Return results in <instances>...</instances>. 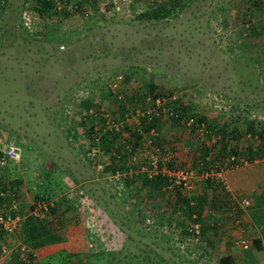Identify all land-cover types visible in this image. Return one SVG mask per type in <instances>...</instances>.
I'll list each match as a JSON object with an SVG mask.
<instances>
[{
	"label": "rangeland",
	"instance_id": "374dc122",
	"mask_svg": "<svg viewBox=\"0 0 264 264\" xmlns=\"http://www.w3.org/2000/svg\"><path fill=\"white\" fill-rule=\"evenodd\" d=\"M160 1L93 0L58 21L39 17L33 0H0V142L20 149V160L0 183L16 181L22 199L29 192V200L34 193L52 198L53 217L44 219L50 229L63 225L59 217L75 215L84 251L75 254L79 263L70 264H216L224 254L252 264L249 250L234 244L237 238L247 241L235 211L245 214L241 200L249 198L239 195L231 211L218 213L220 226L206 233L207 254L200 258V250L175 228L181 215L164 196L147 189L129 193L83 153V102L97 114L116 115L123 105L132 116L149 108L150 87L164 98H180L207 120L246 116L264 126V12L251 9V23L263 27L254 36L244 30L245 0H193L172 17H140ZM118 74L123 77L117 103L108 83ZM221 102L230 108L218 107ZM124 124L130 128L133 121ZM184 131L166 122L152 142L170 148L176 166L190 168L193 139L188 143ZM98 158L102 168L108 160L104 154ZM222 197L212 195L211 205H224ZM138 199H144L140 207ZM18 241L19 234L9 240L4 262L14 255L19 260Z\"/></svg>",
	"mask_w": 264,
	"mask_h": 264
},
{
	"label": "trees",
	"instance_id": "16d2710c",
	"mask_svg": "<svg viewBox=\"0 0 264 264\" xmlns=\"http://www.w3.org/2000/svg\"><path fill=\"white\" fill-rule=\"evenodd\" d=\"M68 1L75 3L76 10L83 9L84 3H93V0ZM192 1L193 0H161L157 3L153 2L151 7L146 8L140 14V17L146 20H159L165 17H172ZM245 2L244 4L246 6L241 11V17L246 21L244 30H247L252 35H256L258 32L251 23V9L256 13L264 12V0H245ZM32 10L36 12L39 17L43 18L44 16L52 15L57 18L58 21L71 14L65 10L56 12L51 0H33ZM158 96H162V93L153 91L150 87L147 92V97L149 99L147 103L149 104L148 107L153 106V100ZM83 105L85 107L83 116H85L90 107L88 108L87 101L83 102ZM167 106L176 114L175 116L156 117L153 118L152 121H148L146 116H143L139 119L138 126L132 124V127L128 128L123 123L120 131L116 132L113 129L105 130L104 133L99 135L98 146L100 153L106 155L108 160L107 163L102 166V173L107 172L112 174L115 170H126L127 152L125 146L130 145L133 150L134 147L141 144L142 137L138 133V130L147 132L150 128H153L160 134L159 131L166 122H168L171 127L184 128L185 137L189 140L187 142L190 143L193 139L190 144L193 147L190 169L196 173H208V176L200 179L197 188L192 189L190 192H184L180 186L166 188L168 184L167 179L161 175H156L151 178L142 175L134 178V175H126L120 180V184L122 188H129V193L141 192V190L147 189L152 195L164 196L170 204L171 211L176 212V210H178L181 215L179 220L175 219L174 223H176L175 228L181 230V235L186 241L189 240L190 236L192 237L194 235L189 228H192V224L197 225L198 235L196 236L200 240L198 243L194 244V248H196L194 251L200 250L198 252V257L200 256V258H203V256L207 254L206 244L209 243L206 240V233L209 230H214L219 227V224H217L219 218L218 213H222L223 209L226 210L223 212L231 211L233 209L231 203H233L232 200H234L229 198L228 192L224 189L222 181L214 179L209 174L219 172L220 170H230V168L236 167L242 162L252 163L255 160L264 159V126H262L258 120L249 119L246 116H234L230 118L229 121H223L221 123L210 121L202 115L191 113L189 106L183 104L180 98L169 101ZM125 113L130 112L127 111L126 107L123 105H119L117 111L118 120H122ZM83 116L80 117V123L89 146L93 143L91 138L92 129L90 126L92 123L88 116H86L88 120H83ZM189 118L192 119V123L186 126L185 122ZM198 128H200V132ZM198 134L201 136L200 138ZM246 136L249 138V143H244L242 145V140ZM154 138L156 137H153V139ZM154 145L161 150L166 147L165 145H160V142H155V140ZM83 153L87 161L92 163L93 161L88 156L87 150H84ZM14 182L10 183V186H15L16 184ZM212 195H218V197L222 195L221 202H225L224 205L213 207L211 205ZM226 197H228L227 202L225 200ZM34 199L52 200V206L48 207V214H52L55 208V203L52 198H49L47 195L36 194L34 195ZM136 199L137 197L135 196L132 201L136 202ZM143 204L144 199H138L137 203H135V205H137L136 207H138V205L140 207V205ZM244 207H247L245 214L240 210L235 211L237 217L242 220V222L245 216L249 217L259 232V237L251 239L246 249L249 250V258H252L254 256L253 254H256L258 251H264V187H261L258 195L251 197L249 205ZM192 215H194V217H192ZM43 220L27 216L21 222L19 240L31 250H36L42 246L54 244L63 240V236L55 230L50 229ZM3 238V235H0V243L3 241ZM78 261L79 260H76V262ZM251 261L253 264L255 260ZM12 264L40 263L32 257H29L28 260L24 262L18 260L14 255ZM216 264H248V262L243 261L242 263H237L231 254H224L217 258Z\"/></svg>",
	"mask_w": 264,
	"mask_h": 264
},
{
	"label": "built area",
	"instance_id": "2783aa9c",
	"mask_svg": "<svg viewBox=\"0 0 264 264\" xmlns=\"http://www.w3.org/2000/svg\"><path fill=\"white\" fill-rule=\"evenodd\" d=\"M54 4L56 12L65 10L66 12L73 13L76 10L75 3L68 0H51ZM122 76L116 75L108 83V89L112 93L114 99L119 102L122 100L121 85ZM175 97L158 96L153 100V106H150L145 111H140L138 109L134 110L132 116L130 113H125L122 120H118L117 114L113 115L109 111H103L100 113L93 112L92 109L87 110V114L83 116V120H88L86 116L91 120L92 123V145H87L88 156L93 161L96 170L102 173V168L98 165L99 155H102L99 150L98 142L99 135L104 133L105 130H111L118 132L122 127L123 123H127L129 119L133 121V124L138 126L139 119L146 116L148 121H152L156 117H165L176 115L171 108L167 106L169 101L175 100ZM230 108L225 102L218 104V107ZM192 123V119L186 120L185 125L189 126ZM200 132V128H198ZM138 133L142 137L141 144L134 147L133 150L130 145L125 146L127 152V164L126 170L118 171L115 170L112 174L104 172L111 181L120 182L122 178L134 175V178L139 177V175L145 176L147 178L154 177L156 175H161L167 179L166 188H171L172 186H180L184 192H190L196 185L198 179L205 178L208 176L207 172L196 173L190 168H181L176 166L174 163V152L168 148L164 147L162 150L154 145L152 138L158 136V133L150 128L147 132H142L138 130ZM20 160V149L18 146L10 142H0V180H4L3 172L8 169V167L13 162H18ZM100 167L99 169H97ZM228 170V169H227ZM227 170H220L219 172L210 173L214 179L222 181L223 174ZM80 193V192H79ZM20 196L19 190L16 186H10V182L0 183V235H3V241L0 243V257L5 258L9 254V240L15 235L19 234L21 222L27 216L43 220L47 218L48 207L52 206V200L34 199L28 204L29 208L25 211L20 210ZM242 206H248L249 202L247 200L241 201ZM194 217V215H192ZM146 224L150 223V220L146 218ZM193 232V236L189 238L193 244L198 243L200 239L197 238L198 226L192 224V228H189ZM235 246L242 250L248 248V242L242 238H237L234 241ZM16 252L18 258L21 261L26 262L29 257L35 258L36 253L34 250L26 247L20 240L16 243Z\"/></svg>",
	"mask_w": 264,
	"mask_h": 264
},
{
	"label": "crops",
	"instance_id": "0c3cea01",
	"mask_svg": "<svg viewBox=\"0 0 264 264\" xmlns=\"http://www.w3.org/2000/svg\"><path fill=\"white\" fill-rule=\"evenodd\" d=\"M252 26L255 28L258 34L260 33L261 28H263L262 24H258L257 20L252 23ZM223 185L231 199H235L240 195L242 196V198H249L251 202V197L258 195L261 187H264V159L255 160L252 163H248L246 166L244 165L242 167H236L232 170L226 171L223 174ZM28 195H30V192L29 194H25L23 199L19 195V207L22 211H25L27 208H29L28 201L30 202L31 199H28ZM33 195L36 194L34 193ZM72 215H69V217L67 218L71 221L64 220L63 217L58 218L59 223H61L62 221L64 222L63 225H60V228L58 227L60 231H55L63 236V240L54 244L42 246L34 250L36 253L35 259L36 261H38V263L70 264L72 263V261L79 260L78 258H76L75 254L84 251L81 250L83 248V230L81 224L79 225V223H75V221H73L76 220V218L74 217L75 215ZM78 216L82 220V212ZM48 217L50 218L53 216H51L50 214L47 216V218H45V220H47ZM217 224H219L218 226H220L219 222ZM242 226L243 236H245V238L247 237L246 239L248 243L251 239L259 237L258 229L249 217H244ZM253 255L252 259L256 260L253 262V264H264V251H258ZM65 257L67 261H71L66 262L64 260V263H61L62 259H64ZM2 259L4 258L0 257V264H12L11 260L6 259V262H4V260Z\"/></svg>",
	"mask_w": 264,
	"mask_h": 264
}]
</instances>
